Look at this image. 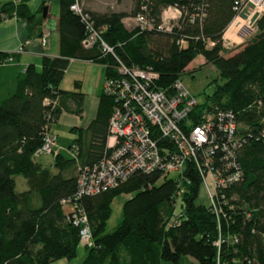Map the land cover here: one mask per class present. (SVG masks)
I'll return each mask as SVG.
<instances>
[{"label":"trees","instance_id":"trees-1","mask_svg":"<svg viewBox=\"0 0 264 264\" xmlns=\"http://www.w3.org/2000/svg\"><path fill=\"white\" fill-rule=\"evenodd\" d=\"M56 1L57 54H42L37 69L26 64L11 90L6 81L0 84V264H47L76 255L78 227L65 219L68 206L61 200L75 191L76 166L102 154L110 100L99 91L88 123L68 128L75 134L66 146H74L73 156L57 151L50 155L51 167L36 162L33 151L43 126L61 111L81 113L82 93L58 87L69 59L96 63L103 76L111 72L113 56L127 66H148L157 74L154 85L167 90L196 55L211 63L221 80L211 79L214 88L204 102L230 110L244 137L234 156L240 177L221 190L217 218L196 201L198 178L190 164L177 194L174 175L135 171L116 187L77 198L91 240L81 245L77 264H183L186 257L195 264H264V10L250 36L223 57L220 37L240 0H134L129 12L80 6L86 18L69 8L74 0ZM166 6L180 12L168 32L155 28ZM137 12L153 26L126 28L121 19ZM11 15L33 18L24 3H1L0 18ZM87 23L110 52L81 46ZM6 56L11 61L12 53H0V59ZM116 194L128 197L121 202L120 221L104 232Z\"/></svg>","mask_w":264,"mask_h":264},{"label":"built area","instance_id":"built-area-1","mask_svg":"<svg viewBox=\"0 0 264 264\" xmlns=\"http://www.w3.org/2000/svg\"><path fill=\"white\" fill-rule=\"evenodd\" d=\"M69 8L86 18L76 0ZM234 9L231 27L229 32L225 30L228 33L221 35V44L233 41V36L241 38L254 30V21L264 10V0H240ZM179 13L174 6L164 7L155 28L168 32ZM132 19L139 29L153 26L151 19L142 12H137ZM26 42L19 44L13 52L23 51ZM39 42H43V35L39 36ZM179 42L183 43V40ZM80 44L84 48L96 45L101 54L111 51L89 23L85 25ZM212 44L207 41V45ZM113 58L115 63L111 64V72L102 77L100 86V93L110 100L102 154L90 164L76 166L75 191L61 200L68 206L65 219L78 227L79 244L89 246L91 240L86 216L76 203L77 198L116 187L135 171L172 172L178 183L177 194L181 191L179 182L183 179L187 182L183 175L185 164H190L198 178L197 195L203 194L204 204L217 218L220 211L217 198H222L221 190L240 177L234 156L244 137L238 131L239 124L233 113L209 102H197L179 79H175L167 90L157 88L154 85L157 74L150 67L127 66ZM7 62H10L8 56L0 59V64ZM43 102L47 103V100ZM49 126H43L41 142L33 151L34 156L57 152ZM73 147H65L70 156H73ZM231 239L236 240L234 236Z\"/></svg>","mask_w":264,"mask_h":264},{"label":"rangeland","instance_id":"rangeland-1","mask_svg":"<svg viewBox=\"0 0 264 264\" xmlns=\"http://www.w3.org/2000/svg\"><path fill=\"white\" fill-rule=\"evenodd\" d=\"M77 3L81 7L86 4L91 7H96V9L102 11L119 10L129 12L133 8L134 0H77ZM123 23L126 28H131L134 26L131 16H127V18L124 19ZM230 27L231 23L228 25L226 31H228ZM228 32H225L224 34ZM249 36L250 35H247L240 41L227 40L228 43L222 44L223 50L219 52V54L223 57L232 54L240 47L239 44L245 41ZM102 75V69L98 64L70 59L64 69L58 85L62 90H78L82 94L85 93L90 97L93 96V99H87V97L85 96L83 102L84 112H87L88 110L89 112H91L95 111L94 101L96 95L100 91L101 81L103 77ZM216 76L217 72L212 64L204 61V59L200 55H196L194 58H192V60L188 62L184 70L179 73L178 79L182 87L190 95H192V97L197 102H204L206 100V96L209 95L214 88V84L211 79L214 78L217 82H221V80L217 79ZM73 82L78 83V88L74 87ZM91 115V117H93L94 112H92ZM49 131L54 135L55 145L59 147L57 148L58 151L63 155H66L67 152H65V147L70 141L72 134L67 130L66 126L56 122L50 124ZM167 175L172 176L173 173L170 172L167 173ZM202 195L198 194L196 197V201L204 204L205 201ZM121 202V194H116L112 197L110 202V212L104 223V232H109L120 221ZM174 211H176V208ZM83 252L84 251L81 244H78L76 247V257L73 258L72 261L77 264L80 261ZM161 264L171 263L168 261H162Z\"/></svg>","mask_w":264,"mask_h":264},{"label":"crops","instance_id":"crops-1","mask_svg":"<svg viewBox=\"0 0 264 264\" xmlns=\"http://www.w3.org/2000/svg\"><path fill=\"white\" fill-rule=\"evenodd\" d=\"M4 2H11L13 4L17 2L24 3L27 9L31 13H33V18L30 21H26L23 17H16L14 15L0 18V53H12L11 61L0 65V84L6 81L8 86L7 91H9L11 90L12 81L15 74L17 72L22 71L26 64L31 63L37 69L39 67V59L42 54L50 55V56L57 54V32L55 30L57 4L55 0H0V4ZM84 5L83 7L85 9L98 11V12L102 11L96 9V7H91L86 4ZM43 6L45 7V11H44V15L42 16L41 8ZM113 11H119V10H113ZM125 18H127V16L121 19L122 23L124 22ZM37 35H43L42 43L39 42V37ZM246 36H242L241 38L233 36L232 40L240 41ZM23 41H27L24 44V50L19 53H13V50ZM71 60H76V59H71ZM80 61L92 63L85 60H80ZM84 94H82L80 116H76L72 113L61 111L57 115L55 122L66 126L67 130L71 126L84 127L87 124V122L90 120V118H92L91 113L95 112V111L89 112V110L87 112H84V106H83L84 97L86 96L87 99H91V98L93 99V96L90 97L89 95L86 94L84 95ZM97 95L96 97L94 96L95 108L97 103ZM70 133L72 134V137L70 141L67 143V145L71 142V140L75 136L74 133L72 132ZM57 148L59 147L57 146ZM34 159L41 166L51 167L50 155H43V154L37 155L34 157ZM121 195H122V200L128 197V194H121ZM83 254L81 255V258ZM75 257L76 255L73 258ZM73 258L68 260L64 258H58L56 260L50 261L47 264H76L75 262L72 261ZM161 262L159 264H161ZM182 263L195 264V261L192 258L186 257V258H182Z\"/></svg>","mask_w":264,"mask_h":264},{"label":"water","instance_id":"water-1","mask_svg":"<svg viewBox=\"0 0 264 264\" xmlns=\"http://www.w3.org/2000/svg\"><path fill=\"white\" fill-rule=\"evenodd\" d=\"M44 11H45V7L43 6L41 8V15L43 16L44 15ZM263 121H264V112H263Z\"/></svg>","mask_w":264,"mask_h":264}]
</instances>
